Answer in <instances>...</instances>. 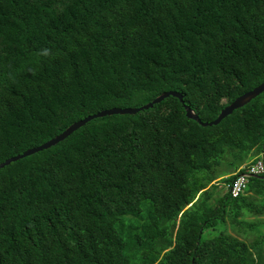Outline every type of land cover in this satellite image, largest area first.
<instances>
[{"label":"trees","instance_id":"1","mask_svg":"<svg viewBox=\"0 0 264 264\" xmlns=\"http://www.w3.org/2000/svg\"><path fill=\"white\" fill-rule=\"evenodd\" d=\"M262 81L264 0H0V162L168 90L211 121ZM263 150L264 91L206 127L173 96L94 118L0 169V264H259L264 174L217 179Z\"/></svg>","mask_w":264,"mask_h":264},{"label":"water","instance_id":"2","mask_svg":"<svg viewBox=\"0 0 264 264\" xmlns=\"http://www.w3.org/2000/svg\"><path fill=\"white\" fill-rule=\"evenodd\" d=\"M264 91V81H262L260 84L252 88L251 90H248L244 92L243 94L237 96L233 101L228 103L226 106H224L217 117L211 121H202L198 114L187 104L184 103L183 101V95L174 90H168V91H163L159 95H157L155 98H153L151 101L138 106V107H111L107 109L100 110L94 114H89L73 123H71L67 128H65L62 132L54 136L53 138L45 141L42 144H39L38 146H34L31 148H28L24 150L21 153H18L16 155L10 156L6 158L4 161L0 162V169L3 168L4 166L10 164L11 162L17 161L19 159H22L26 156L32 155L38 151H41L43 149L50 148L51 146L57 144L58 142L64 140L66 137H68L73 131L77 130L78 128L82 127L85 125L87 122L94 118L98 117H104V116H109L113 114H135L139 111L142 110H147L149 108H152L154 104H157L161 102L163 99L173 96L179 99L181 102L184 111H185V116L188 119L196 121L198 124H200L203 127L206 126H212L218 124L223 118H225L227 115L231 114L233 110L238 109L245 104L249 103L253 98L258 96L260 93ZM253 177H260L259 175L253 176Z\"/></svg>","mask_w":264,"mask_h":264},{"label":"built area","instance_id":"3","mask_svg":"<svg viewBox=\"0 0 264 264\" xmlns=\"http://www.w3.org/2000/svg\"><path fill=\"white\" fill-rule=\"evenodd\" d=\"M240 170L235 174L231 182L226 183V191L232 197H238L246 192L250 177L264 174V150L251 162L242 165Z\"/></svg>","mask_w":264,"mask_h":264},{"label":"rangeland","instance_id":"4","mask_svg":"<svg viewBox=\"0 0 264 264\" xmlns=\"http://www.w3.org/2000/svg\"><path fill=\"white\" fill-rule=\"evenodd\" d=\"M221 178L217 179L218 180L217 190L219 191V193H223L226 191V184ZM241 220L246 221L243 225L244 230L247 232L246 238H248V235H250L254 239H258V238L261 239L260 243L264 244V240H262V238H264V217L252 216L247 213L242 218H240V221ZM247 222H250V224L252 223L251 228L247 227L249 224V223L247 224ZM242 224L241 225H239L238 223L232 224L230 220H227L226 222H220L216 226V229H217L216 232L223 229L225 226L226 228H230L232 230H234L235 228L241 229ZM213 233L214 231H211V230L205 231L202 237L203 238L209 237ZM259 264H264V259Z\"/></svg>","mask_w":264,"mask_h":264},{"label":"crops","instance_id":"5","mask_svg":"<svg viewBox=\"0 0 264 264\" xmlns=\"http://www.w3.org/2000/svg\"><path fill=\"white\" fill-rule=\"evenodd\" d=\"M255 157H256L255 155H252V156L250 157V159H248L247 162H246L245 164L251 162ZM243 165H244V164H243Z\"/></svg>","mask_w":264,"mask_h":264}]
</instances>
